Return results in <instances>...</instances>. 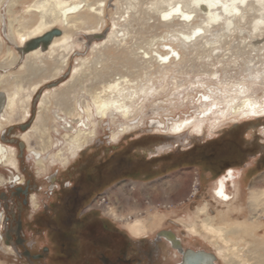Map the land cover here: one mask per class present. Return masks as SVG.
<instances>
[{"label": "bare ground", "instance_id": "bare-ground-1", "mask_svg": "<svg viewBox=\"0 0 264 264\" xmlns=\"http://www.w3.org/2000/svg\"><path fill=\"white\" fill-rule=\"evenodd\" d=\"M6 1L8 3L7 13L14 15L16 3L22 0H0V7ZM142 1L117 0L116 13L120 14L119 19L123 17V22L115 20L114 27L109 34L106 33V38L99 40V43L95 41L96 44L93 47L97 52L95 57L89 64H87V59H81L79 66H75L72 72V79L69 85L61 91L55 92V94L49 92L41 97L38 102L39 114L36 121L30 127V131L24 132L21 136V139L27 142H29L32 135L40 138L41 149L38 151L32 149L34 156H39V159H35L39 169L45 166L47 158H50V165L57 163L56 159L65 165L70 159L66 156L63 147L53 154L47 153L44 155L46 149L52 143L48 129L50 118L61 121L57 124L58 128H63V131H65L62 137L64 138V143L61 142V144L68 147L66 152L70 153L72 157L78 155L96 136V121L91 118L93 117L91 108H86V118H82L81 113L77 112L76 114L70 97L72 89L81 86L83 83L85 77L84 69L87 67L94 69L95 77L93 81L96 84L107 82L104 84L102 92L97 93L93 100L95 115L101 119L110 117L113 121L116 114L121 115L126 121L133 116L131 103L138 96L137 90L131 89L132 91L129 93L128 89L132 87L130 85L133 81L127 75H122L120 79H117L116 76L118 74L114 75L113 79L105 81L106 78L109 79L111 76V69L108 73H101L107 65H103L102 69H98V66L99 63L102 64L103 61L107 60L101 52L105 50L107 44L113 43L117 47L119 44H125V42L121 43V41L127 38H125V35L123 37V34L119 36V31L124 32L126 30L125 34H129V31L135 28L133 23L125 17V14L130 17L139 13V4ZM107 2L108 0H35L25 10L28 16H12L8 23L5 22L9 32H7L9 40L16 42L17 47L22 48V53L26 60L23 71L2 75L0 78V93L3 95L1 103L3 106L0 111V132L5 125L18 119L22 112L25 119L29 114L30 100L33 99V94L40 89L42 82L49 77L56 76L66 68L70 53L76 46L73 47L76 41L74 43L72 41L74 30L84 27L87 29L93 28L94 31L88 33L100 35L99 29L106 24ZM147 4L149 5L146 6V9L154 11L163 18L166 26L176 27L171 30L170 38L162 39L161 42H156L157 39L154 38L150 41L149 48L139 45L136 47L142 50L144 55L151 51H157L156 55L159 62H169L167 66H161V68L164 67L178 73L194 68L197 63L202 62L204 64L201 63V65L197 66L204 69L202 72L198 68L199 75H208L212 80L208 81L199 78L198 83L195 81L189 85L192 90H196L195 87H199L198 90L206 89L208 95L204 96L205 99L200 102L196 109H193L191 115L188 114L174 122L170 121L171 123H169L167 128L169 130L168 134L179 135L185 133L191 136H202L209 128L211 130L213 128L220 130L230 121L238 122L239 118L260 119L264 117V96H258L255 90L256 87L264 89V59L252 57L248 62L246 61L244 71L248 73L246 75L240 73L242 76L239 74L241 78L236 81L231 80L232 76L230 78L225 76L219 79V70L216 68L209 71L206 66L207 62H209L210 66L217 63L219 66L222 65L223 71L227 74L226 70L229 66L227 63L235 55H229V52L232 53L230 48L232 49L233 46L236 48L241 47L244 50L251 49L257 55L264 51V0H149ZM91 22L97 23L94 26H90ZM15 24H17V27H15ZM56 24H60L61 28L55 27ZM55 28H58L61 34L56 35L47 46L44 45L45 43H40L42 45L39 47L26 48L29 42L36 41L38 38L41 39L45 33ZM134 31L136 32V30ZM235 35L239 38L237 42L232 41ZM96 39H99V37ZM257 42L261 44H257ZM162 44L168 45L170 53L173 55L172 57L159 52L157 46ZM1 45L2 43L0 42V52L3 48H1ZM35 45H38V43H34L33 46ZM136 49L127 50V54L130 57H126L127 64L142 68H145L146 65L150 66L151 63H153L152 66L156 64L153 58L149 60L143 59ZM193 52L197 55L194 58L191 56ZM8 53H10L9 57L4 59L2 64L0 63L1 68L17 64L19 55L12 53V51L10 52V49H8ZM213 58L216 63L211 62ZM201 59L202 61L199 62ZM236 59H233V63H237L238 60L236 61ZM259 63L260 65L257 67ZM99 71L100 74H98ZM172 82L177 91L184 88V83L178 81L176 77H173ZM142 84V90H148L145 83L143 82ZM125 92L127 94H124ZM187 94V98H189L190 93ZM170 102L174 103V100ZM52 104L57 108L55 109L56 111L52 112L51 116L49 115V109ZM75 115H78V117H72ZM73 121L77 126L71 125ZM134 124H122L121 128L114 132L113 140H119V135L124 134L128 128L132 129L135 126ZM58 128L54 127L53 129L55 132H59ZM71 130H73V133L70 132ZM47 137L49 138L48 141L46 140ZM0 143L6 149H11L10 146ZM0 153H3L1 145ZM11 159L13 157L10 155L4 156L0 163L6 164ZM11 163L15 165L16 159L11 160ZM242 178L241 170L234 167L229 168L227 173L219 176L213 193L227 206L226 210H222L217 217L206 216V218L198 220L200 228H198L196 221L193 222L189 227V231L192 235L205 237V239L214 244L215 255L224 264H264V234L261 238L255 237V233L261 227L257 220L258 215L264 212V207L261 206H264V190L261 188L260 181H254L250 185L248 203L251 207L252 216L241 222L240 220L231 221L230 219L229 221L228 219L231 205L234 201L236 202L240 193V181ZM4 179L5 177L0 175V183ZM197 211L200 214L206 213V207H199ZM129 229L132 233L141 235L144 234L145 224L143 220L135 219ZM258 236L260 235L258 234Z\"/></svg>", "mask_w": 264, "mask_h": 264}, {"label": "rangeland", "instance_id": "rangeland-1", "mask_svg": "<svg viewBox=\"0 0 264 264\" xmlns=\"http://www.w3.org/2000/svg\"><path fill=\"white\" fill-rule=\"evenodd\" d=\"M148 1L149 0H143L139 4L140 12L136 13L134 16L128 17V14H125V17L128 18L129 21H131V23H133V27H135L133 29L136 30V32L133 29L129 31V34H125L126 30H124V32L119 31L118 33L119 36L123 34L122 36L124 37L125 35V38H127L126 40L124 39L123 41H121V43L125 42V44H119L118 47L113 43L107 44V46H105V50L101 51L104 55V58H106L107 60L103 61L102 64L99 63L98 66V69H102L103 65L104 66L107 65L104 71H101V73L102 72L108 73L110 72L111 69L112 74L109 77V79L106 78L105 81L113 79L114 75L117 74H118L116 76L117 79L118 78L120 79L122 75H127L133 81L130 85L132 87L128 89L129 93H131L132 91L131 89L137 90L138 92L137 94L138 96H136L131 103L133 116L131 118H128L126 121L121 115L116 114L115 120L113 121L110 117H107L106 119H101L99 118V116L95 115V106L93 104V100L96 97L97 93L102 92V90L104 89L103 86L107 82H104L102 84H96L93 81L95 77L94 76L95 72H93L94 69L93 68L89 69L87 67L89 70L87 68L84 69L85 77L83 83L81 84V86H77L72 89V92L70 93V97L72 99L73 106L76 110V114L77 112L81 113L82 118H86L85 110L87 107H90L93 112V117L91 118H94V120L96 121L97 132L95 138L88 143V146H86L83 151H80L78 155L72 157L70 153L66 152V150H68V147L64 146V144H61V142L64 143V138L62 137L63 134L65 133V131H63V128L57 127V124H59L61 121L50 118L48 122V129H49V136L51 137L50 139H52L53 144L50 143V147L46 149L44 155H46L47 153L53 154L57 150L63 147L66 156H68V158L70 159L69 162L66 163L65 165L62 164V162L58 159H56L57 160L56 164L50 165L51 163L50 158H47L45 161V168L38 169V166L35 164L33 156L30 154V150L35 149L38 151L41 149L40 138L38 136L35 137L32 135L31 138L29 139V142H27L24 139H21L22 138L21 136L24 134V132L30 131V127L34 124V122L37 119V116L39 114L38 102L40 101L41 97L45 93L47 94L49 92H53V94H55V92H59L64 87L69 85L72 79V72L75 66H79L81 59L84 60V58L87 59L88 61L87 64H89V62L93 60L95 54L97 53L96 50L93 49L96 42L99 43L100 42L99 40H103V38H106L107 34H109L111 29L114 27L113 24L115 23V20L116 21L119 20L121 21V23L123 22V17L119 19L120 14L116 13L117 0H108L106 6L107 7L106 15H105L106 24L104 25V27L99 29L100 35H102V37L99 39L96 38L91 40L88 39L89 35H95L88 33L90 31L91 32L94 31L93 28L87 29L84 27L78 30H74L75 33H73L72 35V41L73 43L76 41L73 44V47L75 45L76 46L73 48L74 50L70 53L69 56L70 63L68 62V65L64 69L65 71L63 70L56 76H53L54 78L49 77L47 78L48 81L44 80L43 81L44 83L42 82L40 89H38L33 94L32 96L33 99L30 100L29 114L25 119L23 118V112H22L21 116L18 119L4 126L2 131L4 133L2 137V141L5 144L11 142L8 143V145H12L13 148H15L16 150H21L19 152V161H18L19 170L17 172L15 171L16 174L21 175V172L24 173V175H26V177L29 178L31 182H33L35 185H39L40 187L43 186V188L45 189L47 186L48 177L57 174V172L59 171H63L64 169L67 168L68 165H71V163L75 161L76 163L87 162L88 159L90 158L91 153H95L97 151L101 153V155H103L105 153V149L107 148L111 150L112 146H118L117 147L118 149H122L121 152L117 151L118 153H120L118 154V156L115 155L116 154L115 152L111 154L108 153L109 155L107 156L103 155L102 157L104 160H106V157L108 156L111 157V155L117 157L114 162L113 161L110 162V166L115 167L119 162H125L124 160L127 159L126 155L129 153V150H134L135 146L142 143V141L145 142L144 144L146 146H151L150 144L152 141L149 142L150 141L149 137L155 135L161 136L163 137L162 140L164 143L174 144L178 142L180 144V142L177 141L180 136L174 137L168 134L169 132V130H167L168 125L169 123L174 122L175 120L181 117H184L188 114L191 115V113H193V109H196V107L199 106L200 102H202V100L205 99L204 96L208 95L206 89L198 90L199 87H195L196 90H192L189 85L195 81H197L196 83H198L199 78L208 81H212V80L208 75L202 74L200 76L198 73V68L202 72L204 70L203 68L197 67L198 65H201L202 62L200 61H202V59L199 60L200 63H197L196 67L178 73L177 71L175 72L174 70L166 69L164 67H162L163 69L161 68V66H167L169 62H159V59L156 55V53H158L157 51H151L147 55H144L143 51L139 50V48L136 47L139 45L145 48L147 47L149 48L150 41H152L154 38L157 39V40L155 39L156 42H161L162 39L170 38V33L172 32L171 30H173L176 27V26L172 27L171 25L166 26L164 24L165 21L163 18H161L154 11L152 10L150 11L149 9H146V6L149 5L147 4ZM34 2L35 0H28V1L22 0L17 2L14 8V15H10L7 13V4H8L7 1L5 2V4H3L0 7V42L2 43L1 48L3 47L0 52V63L2 64L3 63L2 61L9 57L10 53H8V49H10V52L12 51V53L19 55L17 64H14L6 68L5 66H3V68L0 67V78L2 75L23 71L25 68L24 62L26 60V57L23 56L21 47H17L16 42L9 40L10 39L8 37L9 32L7 25L5 24L8 23V20L12 18V16H17V17L28 16L25 10L29 4H32ZM134 22H137L138 24ZM91 23L92 24H90V26H94L96 25L97 22H91ZM56 25L55 27L61 28L60 24H56ZM15 27H17V24H15ZM17 40L20 41L18 38ZM232 41L233 42L239 41L238 36L235 35ZM257 44H261V43L257 42ZM129 49L138 50L139 54L143 57V59L149 60L150 58H153V61H155L156 64L152 66L153 63H151L150 66L146 65L145 68L133 67L129 63L127 64L126 57H129L127 54V50ZM157 49L162 54L171 55L170 57L173 56L170 53L167 44L158 45ZM230 50L232 51V53L229 52V55L231 56H233L234 54L235 55L234 57L231 58L228 56L230 60L227 63L229 65L226 70L227 74H225V72L223 71L221 67L222 65L219 66L214 58L212 59L211 62L216 63L215 65L210 66L209 62H207L206 64L207 69L209 71H212L213 69L216 68L219 70L220 72L219 79L222 77L224 78L225 76L228 78L232 76L231 80L236 81L237 79L241 78L240 75L242 76V74L246 75L248 73L247 71H244L246 68V64H245L246 61L248 62V60H250V58L252 57H254L255 59L257 57L261 58V60L264 59V51H261V54L257 55V53L256 52L254 53V51H251V49L244 50L241 47L236 48L235 46H233V48L232 49L230 48ZM214 53H216V51H214ZM191 56H193L194 58L197 55L195 54V52H193ZM234 58L235 59L237 58L236 59V61L238 60L237 63H233ZM259 65L260 63L257 65V67H259ZM98 74H100V71L98 72ZM173 77H176L178 81H182L184 83L183 89L177 91V89L174 88V84L172 82ZM143 82L145 83V86L148 88V90H144V91L142 90ZM255 90L257 91L258 96L260 97L264 96V89L256 87ZM187 93H190L189 98H187L188 96ZM124 94L127 93L125 92ZM181 96L183 97L181 98ZM178 97L180 98L178 99ZM181 99H183V101H181ZM172 100H174V103L170 102ZM56 108L57 107L52 104L51 108L49 109V115L52 116L53 114L52 112L56 111L55 110ZM72 117L77 118L78 115ZM127 123L129 124L135 123L134 124L135 126L132 129L128 128L129 131L127 129L124 133L125 135L120 134L118 137L119 140L116 141L113 140L114 132H117L118 128L119 129L121 128L122 124H127ZM25 125H28L29 127L24 129L23 127ZM71 125L77 126V124L74 121L71 122ZM52 126L58 128L59 132H55L53 129L54 127ZM263 130H264V118H260V119L239 118L238 122L234 123L230 121L227 124H225L220 130H217V128H213L211 130L209 128L208 130L205 131V134L200 137L191 136L190 134L189 135L183 134V136H185V139L187 138L188 140L194 142L193 150L195 153H198L199 159L200 160L204 159L203 160L204 162L202 161L204 165L202 164V162L197 161L198 170L194 169V171L190 173V181H189V188L187 194L180 201L182 202L183 200H186L185 203L183 204L179 203L178 205H173L171 201H165L163 199L162 200H158L156 198H153V200L145 199V201L142 202V209L124 215V217H126L127 215H129L130 217L128 221L124 219L125 221V222L123 221L124 224H126L127 228L129 227L131 228V225L133 224L135 219L143 220L145 224V229L143 230L144 234H148V233L155 234L158 230L172 229L176 231L183 238L184 242L187 245H191L195 248H204L215 253L216 250L214 248V244H212L209 240L205 239V237L192 235L189 231V227L193 224V222L196 221L198 228H200L199 221L201 219L206 218V216L217 217L218 214L219 215L221 214L222 210H226L227 208V206L213 193L217 178L221 175L219 174L213 175L209 172H206L208 171V169L210 170V168L206 169L204 166L208 165L210 167L214 163H221L223 161H227V163L230 164L231 166L235 165L240 170L242 168L243 178L240 181L241 190L237 197L236 202L234 201L233 204L231 205V210L229 212L230 217L228 216V219L229 221L230 219L231 221L240 220V222L245 221V219H249L252 216L251 207L248 203L249 195H250L249 193L251 190L250 185L254 181L255 182L260 181L262 186L261 188H263L264 190V131ZM70 132L73 133V130H71ZM46 140L48 141L49 138L47 137ZM18 144L21 145L20 147L21 149H19ZM136 153L138 154V158L142 160L138 167L141 170H152L155 168L156 164H159L160 162V161L157 162L158 155L155 154L153 155L147 152L143 153L140 151H137ZM176 153L181 154L182 152L177 150ZM80 155L82 156L79 157ZM105 166L106 165L102 164L100 168L104 169L106 168ZM198 171L200 173H198ZM0 173L5 175L6 177H8L9 174L1 166H0ZM85 174H89V171L88 170L85 171ZM147 179H152V178H148L147 175L145 176V180H144L145 184H141V186H143L144 189H148L154 186L155 184L161 183V181L159 180L156 181L154 180V182L153 181L146 182ZM143 187H140L139 189ZM136 188L137 187H135V189ZM261 206L264 207L263 205ZM199 207H206V213H203L204 215L198 213L199 211L197 210L199 209ZM116 216L119 215L116 214ZM257 220L261 224V227L255 233V237L257 236L256 238L259 237L261 238L262 235L264 234V212H262L261 215L260 214L258 215ZM258 234L260 236H258ZM3 248L4 246L0 244V264H13L12 261L9 259L10 258L9 255L4 251H2ZM218 261L220 264H224L220 259H218Z\"/></svg>", "mask_w": 264, "mask_h": 264}, {"label": "flooded vegetation", "instance_id": "flooded-vegetation-1", "mask_svg": "<svg viewBox=\"0 0 264 264\" xmlns=\"http://www.w3.org/2000/svg\"><path fill=\"white\" fill-rule=\"evenodd\" d=\"M2 97L0 93V111ZM2 131L0 142L11 149L0 143L3 149L0 160L8 155L16 159L15 165L11 163L13 159L6 164L0 163L9 173L8 177L0 173L5 177L0 183V244L13 264H220L214 252L187 245L172 229L158 230L155 234L132 233L124 224L129 215L114 218L108 200L103 196L104 189L119 181L144 179L146 175L178 168L186 162L192 163L194 159L202 162L204 159L200 160L198 154L189 155L194 152L193 141H188L186 145L177 142L157 147L146 146L142 141L134 150H129L125 162H119L115 167H111L110 162L117 157L108 156L107 161L102 158L108 153L120 154L118 152L122 149L112 146L111 150L106 148L103 155L98 151L91 153L87 162L75 161L63 171L48 177L44 189L31 182L24 173L16 174L21 150L8 145L11 142L5 144ZM18 146L21 149V145ZM184 149H188L187 157L178 159L177 150ZM137 151L158 155L159 164L152 170L139 169L142 160L138 158ZM32 152L30 150L34 161L39 159ZM222 163H214L210 167L219 168ZM102 164L106 168L101 169ZM227 169H223L220 175ZM87 170L89 174H85ZM241 175L243 177L242 168Z\"/></svg>", "mask_w": 264, "mask_h": 264}, {"label": "crops", "instance_id": "crops-1", "mask_svg": "<svg viewBox=\"0 0 264 264\" xmlns=\"http://www.w3.org/2000/svg\"><path fill=\"white\" fill-rule=\"evenodd\" d=\"M149 139V142L152 141L150 145H155L156 147L157 145L166 144L163 142V137L161 136H152L149 137ZM179 139L177 141H179L181 145H186L188 141H190L187 138L186 140L185 136L183 135H181ZM187 151L188 149H184L180 152L186 153ZM182 153L177 155L176 157L178 159L179 157H187V153L185 155ZM197 154L198 153L195 152L189 153V155L192 156ZM204 167L206 169L210 168V170L208 169V171L206 172H209L213 175H220V173H222V170L226 168H237V166L235 165L231 166L230 164H228L227 161H223L222 165L219 168H217L216 166V168L211 169V167H209L208 165ZM194 169L198 170L197 161L195 159L192 161V163L186 162L178 168L166 170L164 169L161 171L159 170V173L148 176V178L152 179H147L146 182H154V180L161 181L160 184H155L154 186L148 189H144V187L141 186V184H145V178L133 180L132 182H134V185L132 187H130V184L132 182H129V180L119 181L104 189L103 196L107 198L109 210L114 215V218L117 217L116 214L125 215L127 213L130 214L131 212L139 211L140 209H142V202H144L145 199H163L165 201H171L173 204L175 203L176 205H178L181 199H183L184 196L187 194L189 188L190 173L194 171ZM198 173L200 172L198 171ZM139 186L143 188L139 189ZM135 187L137 188L135 189ZM125 227L127 228L126 224Z\"/></svg>", "mask_w": 264, "mask_h": 264}, {"label": "water", "instance_id": "water-1", "mask_svg": "<svg viewBox=\"0 0 264 264\" xmlns=\"http://www.w3.org/2000/svg\"><path fill=\"white\" fill-rule=\"evenodd\" d=\"M61 34V31L58 29V28H55V29H52L51 31H49V32H47V33H45L44 34V36L43 37H41V39L40 38H38V40L36 39V41H31V42H29L28 44H27V46H26V48L27 49H31V47H39L40 45H42V44H40V43H45L44 45H48V43H50L51 42V40L54 38V37H56V35H60ZM97 37H102V35H89L88 36V39H95V38H97ZM41 40V42H39ZM34 43H38V45H35V46H33L34 45ZM21 51H22V48H21ZM174 137H176V136H174Z\"/></svg>", "mask_w": 264, "mask_h": 264}, {"label": "built area", "instance_id": "built-area-1", "mask_svg": "<svg viewBox=\"0 0 264 264\" xmlns=\"http://www.w3.org/2000/svg\"><path fill=\"white\" fill-rule=\"evenodd\" d=\"M229 171V169H227L226 171H225V173H227Z\"/></svg>", "mask_w": 264, "mask_h": 264}]
</instances>
